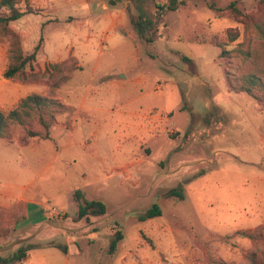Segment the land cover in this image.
I'll return each mask as SVG.
<instances>
[{
	"label": "rangeland",
	"instance_id": "374dc122",
	"mask_svg": "<svg viewBox=\"0 0 264 264\" xmlns=\"http://www.w3.org/2000/svg\"><path fill=\"white\" fill-rule=\"evenodd\" d=\"M167 1L20 0L34 11L10 26L26 53L41 47L33 71L9 79L10 41L0 35V107L36 92L69 103L87 95L105 110L99 124L69 106L56 113L49 139L60 118L79 127L70 146L58 133L38 151L23 147L26 130L41 129L37 119L0 137L1 186L24 184L31 169L26 194L37 200L25 220L28 205L17 202L0 231L30 229L34 241L67 246L12 264H264V97L240 89L247 74L264 80V0H186L164 13L154 40L140 37L131 17L155 18ZM181 184L184 199L167 195ZM76 189L107 212L76 220ZM155 203L162 214L141 219ZM13 242L1 256L13 255Z\"/></svg>",
	"mask_w": 264,
	"mask_h": 264
},
{
	"label": "trees",
	"instance_id": "16d2710c",
	"mask_svg": "<svg viewBox=\"0 0 264 264\" xmlns=\"http://www.w3.org/2000/svg\"><path fill=\"white\" fill-rule=\"evenodd\" d=\"M20 0H0V35L6 36L10 41L8 49V64L4 70V76L9 79H15L25 74L27 69L33 71L34 63L37 58V53L41 47V40L35 46L31 53H26L21 40V35L14 31L10 22L22 17L27 13H32L34 9L29 6L22 9L18 6ZM186 0H168L165 4H157V15L155 18H150L140 13L138 18L131 17V22L136 29L138 35L147 41L154 40L157 25L161 17L167 11L177 10L181 5L185 4ZM212 9H217L212 3L209 5ZM229 7L236 13L242 14L241 11L235 6V1L231 2ZM226 50H222L224 55ZM34 75V74H33ZM240 89L250 94H255L257 97H264V80L256 74L250 73L243 77L241 80ZM66 105L56 97L42 95L40 93H30L21 98L17 106L12 109L5 110L0 107V137L10 138L12 129L11 127L16 124H26L28 121L37 119L41 125L40 130L28 128L25 136L22 138L24 144H27L33 137H40L43 139L51 138V127L56 119V113L60 109L65 110ZM168 196L179 197L184 199V187L179 185L171 188L167 192ZM74 199L78 202V212L75 217L76 220L83 218L88 219L90 216L103 215L107 212V205L99 199H89L85 197L84 191L76 189L74 192ZM162 214V209L158 203H155L149 208L141 219H146ZM8 230L4 231L7 234ZM0 234L2 232L0 231ZM124 235L122 230L117 229L115 236L112 239L109 252L114 253L117 249L118 243L123 239ZM53 246L67 252V246L63 243L51 240L44 243H21L18 249L11 257H0V261L6 264L22 261L27 252L31 249Z\"/></svg>",
	"mask_w": 264,
	"mask_h": 264
},
{
	"label": "crops",
	"instance_id": "0c3cea01",
	"mask_svg": "<svg viewBox=\"0 0 264 264\" xmlns=\"http://www.w3.org/2000/svg\"><path fill=\"white\" fill-rule=\"evenodd\" d=\"M123 11L121 10L117 16L113 17V22L112 25L116 24V22L118 20H122L123 17ZM109 15H112V13H109ZM111 25V26H112ZM90 36H87V38H89ZM63 100V103L66 106H69L73 109H75L74 111V118H77L78 116H83V117H90L93 118L95 120V122H97L98 124L101 121V118H99V115H101L102 113H104V108L102 106H99L98 104H89L87 101V95H85L84 97H82V99L80 100V102L78 103H69L66 100H64L62 97H60ZM70 112H67L66 114H69ZM58 122L53 126V138L52 139H43V138H39V137H33L29 140V142L24 145L23 147L28 148L30 150H35L38 151L41 148H43L44 146H46L47 141L52 140L54 142H57V136L56 134L58 133H63L65 134V136L70 137L67 146H70L73 142H75V138L74 135L76 131H78L79 127H77L76 125H74L72 128L67 129L63 126L62 121L60 118H58ZM97 124H94V126ZM99 126V125H98ZM91 129V132H97L98 128L97 127H89ZM55 139V140H54ZM82 143V140H81ZM90 154L94 155L95 152L97 151V142H93L90 146ZM60 150V146H58L56 149L54 148L55 153H58ZM56 157L55 156H51V160L49 161L48 165H47V169H49L51 166H53V163L55 161ZM51 173V171H49ZM9 173H13L14 176L17 174L16 170H13L12 168L9 170ZM49 173V174H50ZM95 179L96 180H101L104 179L103 177H101L99 175V173L95 174ZM36 180V176L34 175L33 171L30 169V172L28 173V177L27 180L24 182V184H9L6 187H2L1 186V182H0V209H5L6 212L4 214H0V217L3 216V220L8 221L10 219L9 217V211L10 209L19 201H24L27 205H28V210H27V214L26 217L24 218V220L27 218L28 215L31 214L32 211H34V208H32V206H34V204H37V200L34 197L28 196L26 193L28 191V189L34 184ZM44 215V214H43ZM49 227H52V230L55 229H59L53 226H50V224H47ZM15 229H12L11 232H9L8 234H0V257H4L1 256V252L2 249L1 248H5L11 245V241H14L12 244H14V247H18L21 242L20 240H28L32 243H44V242H39V241H34V238H36L38 236L37 232H32L29 230L24 231V233L21 232V235L17 236V237H13L12 236V232H14ZM51 241V240H49ZM47 242V241H45ZM43 247V246H42ZM53 247V246H52ZM40 247L31 249L27 252L26 257L23 260H29L32 258L33 255H35L36 253V249H39ZM30 251H32V253H30Z\"/></svg>",
	"mask_w": 264,
	"mask_h": 264
}]
</instances>
